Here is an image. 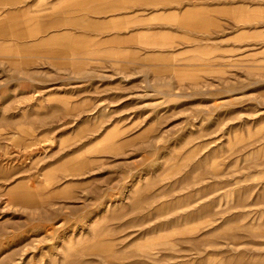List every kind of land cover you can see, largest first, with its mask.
Here are the masks:
<instances>
[{
    "label": "rangeland",
    "instance_id": "1",
    "mask_svg": "<svg viewBox=\"0 0 264 264\" xmlns=\"http://www.w3.org/2000/svg\"><path fill=\"white\" fill-rule=\"evenodd\" d=\"M55 3L0 18V264H264V0Z\"/></svg>",
    "mask_w": 264,
    "mask_h": 264
},
{
    "label": "crops",
    "instance_id": "2",
    "mask_svg": "<svg viewBox=\"0 0 264 264\" xmlns=\"http://www.w3.org/2000/svg\"><path fill=\"white\" fill-rule=\"evenodd\" d=\"M46 1V2H42ZM49 1H64V0H0V18L1 25L6 26V31H14V17L17 15H48L49 12L45 9L52 8L53 3ZM75 1V6L82 1H94V0H69ZM73 4H67L66 8H71ZM62 7V4H60ZM52 14V13H51ZM63 14V13H56ZM160 16V15H159ZM9 26H12L9 29Z\"/></svg>",
    "mask_w": 264,
    "mask_h": 264
}]
</instances>
